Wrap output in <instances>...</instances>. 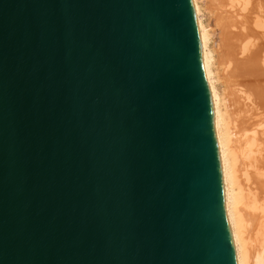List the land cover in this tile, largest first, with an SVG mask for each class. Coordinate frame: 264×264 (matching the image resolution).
<instances>
[{
  "label": "water",
  "instance_id": "95a60500",
  "mask_svg": "<svg viewBox=\"0 0 264 264\" xmlns=\"http://www.w3.org/2000/svg\"><path fill=\"white\" fill-rule=\"evenodd\" d=\"M0 264H238L193 0H0Z\"/></svg>",
  "mask_w": 264,
  "mask_h": 264
},
{
  "label": "bare ground",
  "instance_id": "6f19581e",
  "mask_svg": "<svg viewBox=\"0 0 264 264\" xmlns=\"http://www.w3.org/2000/svg\"><path fill=\"white\" fill-rule=\"evenodd\" d=\"M238 264H264V0H193Z\"/></svg>",
  "mask_w": 264,
  "mask_h": 264
}]
</instances>
